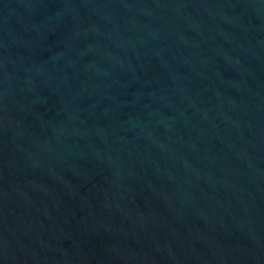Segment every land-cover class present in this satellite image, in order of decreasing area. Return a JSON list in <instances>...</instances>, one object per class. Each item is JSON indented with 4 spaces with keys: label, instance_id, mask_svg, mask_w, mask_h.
I'll list each match as a JSON object with an SVG mask.
<instances>
[{
    "label": "water",
    "instance_id": "obj_1",
    "mask_svg": "<svg viewBox=\"0 0 264 264\" xmlns=\"http://www.w3.org/2000/svg\"><path fill=\"white\" fill-rule=\"evenodd\" d=\"M0 264H264V0H0Z\"/></svg>",
    "mask_w": 264,
    "mask_h": 264
}]
</instances>
